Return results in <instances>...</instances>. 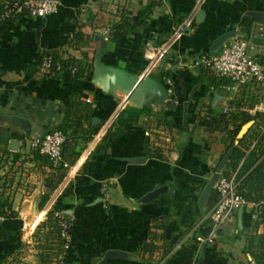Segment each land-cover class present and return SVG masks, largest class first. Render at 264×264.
I'll return each instance as SVG.
<instances>
[{"label": "crops", "instance_id": "0c3cea01", "mask_svg": "<svg viewBox=\"0 0 264 264\" xmlns=\"http://www.w3.org/2000/svg\"><path fill=\"white\" fill-rule=\"evenodd\" d=\"M57 1L55 12L43 17L0 21V203L9 206L0 220V264H38L31 237L24 241L19 233L18 241V227L24 218L34 230L48 210L69 220L67 248L57 264H95L107 251L122 256L107 257L103 264H251L246 237L262 232L253 224L256 206L236 207L212 228L204 215L216 198L214 189L204 212L197 204L236 135L229 144L225 130H206L197 120L207 107L234 113L228 129L249 117L241 124H248L246 155L253 137L264 131V83L226 89L218 79L210 83L212 72L193 61L216 56L218 50L209 51L211 41L234 31L252 46L264 74V22L246 15L264 13V0H161L139 26L140 39L127 35L117 43L110 28L124 5L134 13L149 0ZM161 45L163 54L148 67L143 51ZM51 53L86 62L87 69L77 78L39 68L24 72L36 56ZM144 75L164 89L172 107L144 92L124 100L131 77ZM69 93L88 105L94 131L88 141L77 138L71 147L74 173L63 170L48 191L43 179L50 169L32 159L29 141L57 128ZM126 106H147L150 112L121 134L106 137ZM43 193L47 198L39 206ZM150 218L159 225L160 238L152 257L142 260L137 247Z\"/></svg>", "mask_w": 264, "mask_h": 264}, {"label": "trees", "instance_id": "16d2710c", "mask_svg": "<svg viewBox=\"0 0 264 264\" xmlns=\"http://www.w3.org/2000/svg\"><path fill=\"white\" fill-rule=\"evenodd\" d=\"M161 0H149L140 5L139 8L132 13L129 10V3H126L122 9L119 19L112 24L110 28V37L114 42H119L123 37L131 35L134 39L141 38L139 26L150 10L159 5ZM0 0V21L11 20L15 17L26 16L24 12L2 17L3 7ZM170 31H168L169 33ZM79 34L74 32L72 38L75 39ZM50 66L48 73L52 76H60L67 72L70 78H77L84 74L87 69V63H81L72 58L61 59L51 53ZM43 57L36 56L31 62L24 65L23 70L27 74H31L36 68L40 67ZM114 66L117 64L113 62ZM216 79L222 81L223 84H229L225 78L210 74L208 80L212 84H216ZM225 79V80H224ZM89 107L81 101L75 94H68V104L64 110L62 121L56 129L60 130L65 140L61 147V158L68 165L76 158V154L72 152V145L76 143L77 138L86 142L93 134V126L88 120ZM147 106L135 108L126 106L118 112L114 121L107 128L105 136L108 138L121 134L128 126L135 124L143 113H149ZM205 116L198 118L197 124L206 130L221 129L228 134L230 143L233 141L239 127L249 117L243 116L238 124L232 125L231 129L227 128V124L232 122L234 113H227L222 110L206 108ZM83 122H87V127H83ZM244 135L238 139L237 144L232 148L221 174H227L235 170L236 192L246 201L256 206L254 225H261L262 232L260 234H250L246 237L245 249L251 257V264H264V131L259 132L253 137V145L244 155L243 150L247 148L243 145ZM242 148V149H241ZM14 159V157L12 158ZM32 159L36 160L50 169V172L44 177V186L48 191L52 190L64 176L63 169L60 165L52 164L45 155L33 150ZM240 163L238 164V162ZM211 191L209 192V199ZM47 198V193L40 196L39 206H41ZM215 200V199H214ZM213 200V201H214ZM9 206L0 203V216L2 219L8 214ZM8 211V212H7ZM66 219L64 215L48 210L43 218L34 228L31 239L36 249V258L38 264H57L59 256L67 248V242L60 236L59 221ZM159 225L153 218L148 221L145 237L137 247L138 257L142 260H149L156 249L155 242L160 238L156 229ZM18 227V241L20 238Z\"/></svg>", "mask_w": 264, "mask_h": 264}, {"label": "built area", "instance_id": "2783aa9c", "mask_svg": "<svg viewBox=\"0 0 264 264\" xmlns=\"http://www.w3.org/2000/svg\"><path fill=\"white\" fill-rule=\"evenodd\" d=\"M1 2L3 4L2 17L21 12L29 16L43 17L55 12L58 6L57 0H1ZM180 31L181 29L178 28L176 33ZM164 49L165 45H161L156 48L147 47L143 51L148 67H151L159 59ZM50 63V56H44L39 69L48 72ZM193 64L210 70L217 77L227 79L229 84L226 85V89H232L246 83H264V74L256 56L252 53V46L239 36H232L225 40L220 45L216 56L200 55L193 61ZM224 110L222 109V111ZM64 140V134L58 129H53L31 138L29 147L45 155L52 164L60 165L66 171L67 176H71L74 169L62 160L60 154ZM236 184L235 170L227 174H219L214 185L216 198L204 215L212 228L223 220L232 209L247 203L236 192ZM0 220H2L1 216ZM59 226L60 236L66 241L69 220L61 219ZM19 232L21 238L25 240L31 237L33 232L32 226L24 218L21 219ZM207 241H211L210 236Z\"/></svg>", "mask_w": 264, "mask_h": 264}, {"label": "water", "instance_id": "95a60500", "mask_svg": "<svg viewBox=\"0 0 264 264\" xmlns=\"http://www.w3.org/2000/svg\"><path fill=\"white\" fill-rule=\"evenodd\" d=\"M201 11L196 12L195 16V23L197 24L199 22ZM247 16H250L251 18L257 19L259 21L264 22V13L262 12H255V11H249L246 13ZM234 35V31H226L224 33H221L217 35L210 43L209 45V51H216L219 49L220 45L227 39L231 38ZM131 85L129 89L125 93V100H130V98L134 94H140L144 92L145 95H148L150 98H155L157 103H163L165 107H172L173 102H171L164 91V89L151 77L148 75H144L140 78L131 77ZM248 128V124H243L237 134L236 139L234 142L230 145V147L226 150V152L222 155L220 160L218 161L214 172L211 174L209 179L207 180L205 186L203 187L199 197H198V207L202 212L205 211V204L208 197V194L210 190L214 189V185L217 181V178L220 174V171L223 169L224 164L232 150V148L237 144L238 139L242 137V135L246 132ZM122 253L117 251H107L103 254L101 259L95 263V264H103L104 259L107 257H121Z\"/></svg>", "mask_w": 264, "mask_h": 264}, {"label": "rangeland", "instance_id": "374dc122", "mask_svg": "<svg viewBox=\"0 0 264 264\" xmlns=\"http://www.w3.org/2000/svg\"><path fill=\"white\" fill-rule=\"evenodd\" d=\"M25 241V239H23ZM32 242V241H31Z\"/></svg>", "mask_w": 264, "mask_h": 264}]
</instances>
